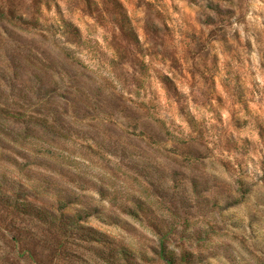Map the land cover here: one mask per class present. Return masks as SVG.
Here are the masks:
<instances>
[{
  "label": "rangeland",
  "instance_id": "1",
  "mask_svg": "<svg viewBox=\"0 0 264 264\" xmlns=\"http://www.w3.org/2000/svg\"><path fill=\"white\" fill-rule=\"evenodd\" d=\"M3 2L0 71L46 88L63 167L0 141V180L72 219H0V264H264V0Z\"/></svg>",
  "mask_w": 264,
  "mask_h": 264
},
{
  "label": "trees",
  "instance_id": "2",
  "mask_svg": "<svg viewBox=\"0 0 264 264\" xmlns=\"http://www.w3.org/2000/svg\"><path fill=\"white\" fill-rule=\"evenodd\" d=\"M3 1L4 0H0V22L5 21L13 27H18L16 25V21L14 20L15 16L6 7ZM26 24H29L32 27H36L38 26V19H36V21H34L33 23L29 22ZM58 27H60L59 29L61 30L62 34H71L75 39L79 38L78 30L74 28L70 23L62 21V24L58 25ZM5 58L7 59L6 64L9 68H7L6 73L0 71V79L4 80L5 82L4 84L0 85V141L11 144L12 147L26 153L28 156H31L32 159H44L47 161H52L56 166L63 167L62 164L58 162L59 156L51 151V145H48V142L43 141L37 134L39 133V129L49 128L52 132H55V130L58 129V127L56 126V120H58V118H55L57 112L52 113L53 115H50V113L44 114L39 109H37V111H34L33 113H28L29 109L31 110L32 107L38 106L39 104L43 103V99L45 98L43 97V95L47 93L46 88L43 84H39L38 86H36V83H38V81L32 82V85L30 87H26L25 85L17 86V83L19 81L18 77L23 74L22 72L25 73L24 66L19 67L18 63L12 60V58L10 59L7 56H5ZM30 60L31 57L27 60V62L29 63ZM30 77L37 78L36 74ZM52 84L55 87L51 90H55V88H57L59 85L56 81H52ZM15 89L17 91H15ZM8 90L11 92L10 94L6 93ZM30 91L35 93L36 97L38 98L37 100L33 101L31 98H28V94ZM13 103L19 104L17 105L18 108L24 106L27 110H14L12 109V105H14ZM46 143L48 147H45ZM29 176L30 175H27L26 177L23 175L21 176V178L25 182L30 183L28 179ZM8 186H4L3 182L0 180V219L3 220L6 218H16L25 221L29 220V223L36 225L35 230L30 233L33 236L37 237H41V234L43 233V229H41L39 225L47 223L48 221L49 223H55L56 221L61 219H72V216H68L64 213H59L58 210L51 211L46 209L45 207L36 205L35 203L28 201V195L20 192L22 188H27L25 183H23L22 181L15 180V182H11L10 186ZM39 188L35 187V190H39ZM129 196L130 197H128V200L131 201V205L134 210L136 207L138 209L141 206L139 204V199H137L134 194ZM59 202L62 203L63 199L59 200ZM77 217L78 216L76 215L75 218ZM7 221L8 220L1 221L2 226L0 229H5L8 233L14 232L13 224L8 223ZM85 233L96 242H108V238L105 237L104 233L96 230L93 227H91V229L85 230ZM17 234L22 236L24 235V233L21 232H18ZM25 234H27L26 231ZM24 250L26 251L27 249ZM116 250H120L121 254L123 252L121 248H118ZM168 253L169 251H167L165 243H163L162 241L161 256H168Z\"/></svg>",
  "mask_w": 264,
  "mask_h": 264
}]
</instances>
